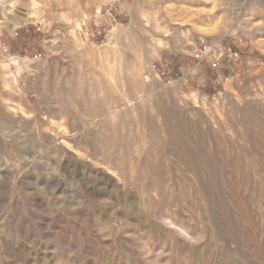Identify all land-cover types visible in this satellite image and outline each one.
Masks as SVG:
<instances>
[{
	"label": "rangeland",
	"instance_id": "1",
	"mask_svg": "<svg viewBox=\"0 0 264 264\" xmlns=\"http://www.w3.org/2000/svg\"><path fill=\"white\" fill-rule=\"evenodd\" d=\"M105 3L0 0V264H264V0Z\"/></svg>",
	"mask_w": 264,
	"mask_h": 264
},
{
	"label": "built area",
	"instance_id": "2",
	"mask_svg": "<svg viewBox=\"0 0 264 264\" xmlns=\"http://www.w3.org/2000/svg\"><path fill=\"white\" fill-rule=\"evenodd\" d=\"M122 5H123V0H106L105 6L97 10L95 13V19H96L95 25L97 29L103 28L101 17L105 13V11L108 12L111 15L112 20L116 22V19L113 15L114 13L117 12L118 8L121 7ZM104 32H105V38L107 42L115 41L116 36H115L114 26L110 27L109 29H105ZM212 55H214L213 49H210L204 46L203 49L196 55V58L199 60V62H202L208 59L209 57H211ZM184 78L185 76L179 77L177 82L184 80Z\"/></svg>",
	"mask_w": 264,
	"mask_h": 264
}]
</instances>
